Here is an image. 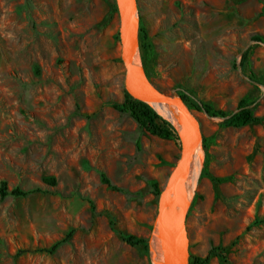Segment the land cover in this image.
Returning <instances> with one entry per match:
<instances>
[{
  "label": "rangeland",
  "instance_id": "rangeland-1",
  "mask_svg": "<svg viewBox=\"0 0 264 264\" xmlns=\"http://www.w3.org/2000/svg\"><path fill=\"white\" fill-rule=\"evenodd\" d=\"M136 4L156 87L226 112L245 98L259 118L225 127L192 110L204 147L184 219L188 254L215 247L226 259L207 264H264V0ZM113 9V0H0V181L26 192L0 199V264H150L147 247L116 232L147 244L150 182L160 190L178 141L112 107L124 91Z\"/></svg>",
  "mask_w": 264,
  "mask_h": 264
},
{
  "label": "water",
  "instance_id": "water-1",
  "mask_svg": "<svg viewBox=\"0 0 264 264\" xmlns=\"http://www.w3.org/2000/svg\"><path fill=\"white\" fill-rule=\"evenodd\" d=\"M113 4L117 18L119 58L123 67V89L164 118L178 141V156L156 198V210L147 237L149 261L150 264H188L189 254L183 234L187 210L183 186L196 168L199 153L202 152L199 123L175 88L163 91L145 74L138 50L139 14L136 0H113Z\"/></svg>",
  "mask_w": 264,
  "mask_h": 264
},
{
  "label": "trees",
  "instance_id": "trees-1",
  "mask_svg": "<svg viewBox=\"0 0 264 264\" xmlns=\"http://www.w3.org/2000/svg\"><path fill=\"white\" fill-rule=\"evenodd\" d=\"M115 10V8L113 9ZM140 35V36H139ZM139 41V46L141 47L142 40L146 39V33L143 28L138 27L137 37ZM259 40V38H255ZM247 54V50H244L241 53V59L245 60ZM142 61V59H141ZM145 72V71H144ZM146 74V73H145ZM147 75V74H146ZM149 78V77H148ZM178 94L181 96L182 101L187 106L188 109L194 110L197 112H202L208 117H219L221 126H244L249 125L251 123L256 122L259 118L255 117L252 112L251 103L245 98H240L233 111L226 112L222 109L215 108L211 104L204 102L202 100H198L194 98L187 90L178 89ZM112 107L118 111L119 113L125 114L130 117L138 128L143 129L149 134L158 136L160 138H168L172 135V129L169 123L162 118L157 112H155L149 105L139 100H136L129 96L125 91H123V99L120 103L112 104ZM135 150L138 151L139 141L138 139L134 142ZM202 147H204V141L202 139ZM46 182L53 183V178H46ZM101 181L105 183L108 187L115 189L112 185L109 184V181L101 176ZM150 186L154 192V195H158V188L154 182H150ZM26 192L19 188H11L8 189L4 180L0 181V199L12 195V196H21L25 195ZM120 239L124 241L126 244L130 246H141L146 249L147 244L146 240L141 237H136L134 235H122L120 232H116ZM58 242L54 243L50 248L46 251H53ZM210 256H218L221 259L225 260L226 257L223 252L218 251L217 248L212 247L209 248L206 255L204 257H200L198 255H190L189 262L190 264H207Z\"/></svg>",
  "mask_w": 264,
  "mask_h": 264
},
{
  "label": "bare ground",
  "instance_id": "bare-ground-1",
  "mask_svg": "<svg viewBox=\"0 0 264 264\" xmlns=\"http://www.w3.org/2000/svg\"><path fill=\"white\" fill-rule=\"evenodd\" d=\"M158 112L163 114L159 109H157ZM164 115V114H163ZM201 158H202V152L200 151L199 156H198V162L197 166L194 169V171L190 174V176L184 181V186H183V193H184V206L185 208L187 207V204L189 202V199L191 197V194L195 188L196 185V180H197V175L199 171V167L201 164ZM183 234H184V240L185 243H187V236H186V231H185V226L183 224Z\"/></svg>",
  "mask_w": 264,
  "mask_h": 264
}]
</instances>
